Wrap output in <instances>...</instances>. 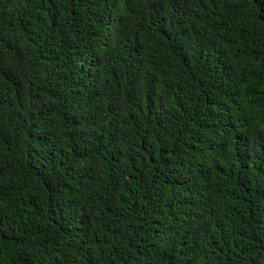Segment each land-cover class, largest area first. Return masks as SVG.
<instances>
[{"label": "trees", "instance_id": "trees-1", "mask_svg": "<svg viewBox=\"0 0 264 264\" xmlns=\"http://www.w3.org/2000/svg\"><path fill=\"white\" fill-rule=\"evenodd\" d=\"M0 264H264V0H0Z\"/></svg>", "mask_w": 264, "mask_h": 264}]
</instances>
